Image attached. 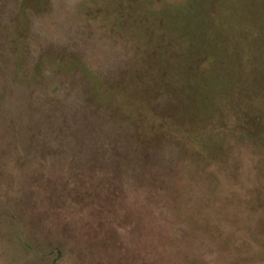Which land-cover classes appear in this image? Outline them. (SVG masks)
<instances>
[{
	"label": "rangeland",
	"instance_id": "1",
	"mask_svg": "<svg viewBox=\"0 0 264 264\" xmlns=\"http://www.w3.org/2000/svg\"><path fill=\"white\" fill-rule=\"evenodd\" d=\"M0 264H264V0H0Z\"/></svg>",
	"mask_w": 264,
	"mask_h": 264
},
{
	"label": "trees",
	"instance_id": "2",
	"mask_svg": "<svg viewBox=\"0 0 264 264\" xmlns=\"http://www.w3.org/2000/svg\"><path fill=\"white\" fill-rule=\"evenodd\" d=\"M221 7V6H220ZM213 11V10H212Z\"/></svg>",
	"mask_w": 264,
	"mask_h": 264
}]
</instances>
